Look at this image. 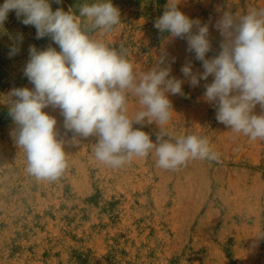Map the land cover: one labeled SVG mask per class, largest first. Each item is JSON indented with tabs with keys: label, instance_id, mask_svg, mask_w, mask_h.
I'll return each instance as SVG.
<instances>
[{
	"label": "rangeland",
	"instance_id": "rangeland-1",
	"mask_svg": "<svg viewBox=\"0 0 264 264\" xmlns=\"http://www.w3.org/2000/svg\"><path fill=\"white\" fill-rule=\"evenodd\" d=\"M52 10L93 0H49ZM121 24L97 37L129 49L138 71L155 67L162 50L168 53L170 77L185 80L181 68L189 60L193 72L202 61L189 53L186 39L170 38L154 27L169 0H111ZM4 0H0V5ZM190 19L209 25L212 50L219 54L222 37L214 27L224 12L244 14L264 0H179ZM195 32L196 29L194 28ZM23 35L19 53L9 57L14 37ZM10 11L0 29V264H264V141H251L216 120L215 107L205 102V84H182L188 98L168 94L173 116L165 138L173 142L188 134L209 139L219 161L190 159L179 170L156 165L154 154L113 169L95 160L96 137L77 138L63 126L59 109L44 112L57 120L68 168L55 182L37 181L26 171V158L11 135L17 127L9 116L13 88H33L24 68L29 46L60 51L50 37L36 38ZM261 114L260 106L254 109ZM134 129L141 128L134 124ZM153 142L161 131L146 125Z\"/></svg>",
	"mask_w": 264,
	"mask_h": 264
},
{
	"label": "clouds",
	"instance_id": "clouds-1",
	"mask_svg": "<svg viewBox=\"0 0 264 264\" xmlns=\"http://www.w3.org/2000/svg\"><path fill=\"white\" fill-rule=\"evenodd\" d=\"M178 3L169 0L154 27L170 38L186 39V51L202 61L203 72L194 73L190 60L182 66L185 80L196 87L213 76L204 86L203 99L215 107L216 120L251 141H264V7L253 6L244 14L224 12L214 25L222 37L221 51L206 59L212 50L209 25L190 19ZM77 7L78 15L71 8L53 11L49 0H4L0 5V29L14 10L21 23L36 28L37 39L50 37L60 49L30 45L24 76L33 88H13L9 93L15 98L9 116L17 126L11 135L25 155L26 173L37 181L55 182L68 168L57 120L43 111L48 107L60 110L65 134L72 132L74 143L96 137L95 160L113 169L150 154L158 168L172 171L190 159L218 162L220 154L205 136L188 134L174 142L165 138L173 116L168 94L188 98L182 89L185 80L170 77L175 58L169 61L162 50L155 67L138 71L123 43L117 49L97 37L121 24L119 8L111 0ZM14 40L9 57L19 53L23 35L18 33ZM257 105L261 114L254 113ZM153 123L161 129L155 142L142 130ZM134 124L141 128L134 129Z\"/></svg>",
	"mask_w": 264,
	"mask_h": 264
}]
</instances>
